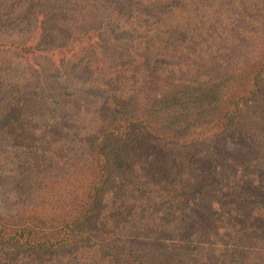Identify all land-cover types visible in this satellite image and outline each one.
<instances>
[{"label": "rangeland", "instance_id": "rangeland-1", "mask_svg": "<svg viewBox=\"0 0 264 264\" xmlns=\"http://www.w3.org/2000/svg\"><path fill=\"white\" fill-rule=\"evenodd\" d=\"M0 226V264H264V0H0Z\"/></svg>", "mask_w": 264, "mask_h": 264}, {"label": "trees", "instance_id": "trees-1", "mask_svg": "<svg viewBox=\"0 0 264 264\" xmlns=\"http://www.w3.org/2000/svg\"><path fill=\"white\" fill-rule=\"evenodd\" d=\"M185 26H186V25H185ZM185 26L183 27L184 30H185ZM1 232H2V229H1V226H0V237H1ZM24 235H25V233L22 232L21 234L17 235V237L20 239V238H22ZM18 238H17L16 240H18ZM27 238H28V236L25 237V241H26ZM27 240H28V239H27ZM40 246H41V245H39V244H34V243H31V245H30V247H32V248H36V247H40Z\"/></svg>", "mask_w": 264, "mask_h": 264}]
</instances>
